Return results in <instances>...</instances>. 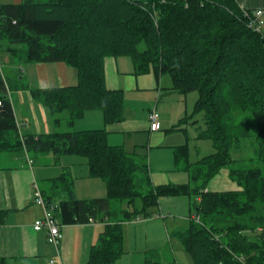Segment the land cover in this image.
<instances>
[{
	"label": "trees",
	"instance_id": "16d2710c",
	"mask_svg": "<svg viewBox=\"0 0 264 264\" xmlns=\"http://www.w3.org/2000/svg\"><path fill=\"white\" fill-rule=\"evenodd\" d=\"M253 16L236 0H22L0 5V48L16 54L22 46L20 61L64 62L78 72L76 86L32 91L58 125L71 127L88 111L102 112L106 125L124 121V91L106 84L108 57L130 58L136 74L169 75L174 91L198 94L194 113H203L206 125L198 138L211 141L215 153L191 163L188 146L176 147V166L189 173L190 181L154 186L148 165L124 147L111 146L106 129L22 135L0 67V153L80 156L88 161L90 177L106 184V198L81 200L66 173L51 180L52 192L43 194L47 205L58 200L56 218L62 225H85L90 219L104 224L87 264H116L125 254L124 224L153 216L149 208L158 207L161 198L178 196L195 197L188 230L175 233L195 264H264V33L250 27ZM250 115L257 124L256 155L262 166L236 169L232 154L251 136ZM223 169H229L238 190L208 191ZM123 202L126 209L114 206ZM7 217L0 210V226ZM157 259L148 253L145 264H178ZM0 264L8 263L0 258Z\"/></svg>",
	"mask_w": 264,
	"mask_h": 264
},
{
	"label": "crops",
	"instance_id": "0c3cea01",
	"mask_svg": "<svg viewBox=\"0 0 264 264\" xmlns=\"http://www.w3.org/2000/svg\"><path fill=\"white\" fill-rule=\"evenodd\" d=\"M15 1L17 2V0ZM236 1L242 9L254 12L258 10L264 11V0ZM5 2V0H0V5H4ZM12 56L13 58L11 57L12 59H10L12 60L10 61L11 64H9L11 68L8 70L4 69L2 72L10 84V96L22 135L106 129L108 132V143L111 146L124 147L126 152L132 154L137 160L140 157L137 154L140 150L137 151V148L142 147L145 143L147 144L144 147L149 149L148 154L151 155L150 164L147 163V165L151 182L154 186L187 184L190 181L189 173L178 169L174 157V149L184 146L188 142H185L183 137H178L173 142H169L171 138L169 132L178 129V124L187 115L188 109L183 110L182 104L178 106L175 113L166 112L167 105L173 106L175 101H178L177 94L179 93L172 89V84L169 85L164 80L165 75L160 79H157L153 73L138 75L135 73L134 64L129 65L127 61L120 60L121 58L108 57L105 61L107 87L112 90L124 91L125 98L127 96L126 93L129 96L143 93L145 96L144 101L142 104H131L130 109L136 115L131 117V119L124 115L123 122L106 125L102 112L88 111L84 118L76 120L70 127L65 122L59 125L56 124L48 108L34 99L32 91L76 86L79 82L77 70L64 62L25 63L18 60L17 54L12 53ZM24 63L27 65L26 67ZM152 74L154 79L144 77ZM154 109L158 111L161 123L160 130L156 132L151 131L149 121V115ZM127 135L131 136V140L135 137L132 141V146H129L131 141L127 139ZM139 136L142 137L143 141L137 139ZM141 142L144 143L139 146ZM158 148L171 149L167 154V164L166 166L163 165L162 168L155 166L156 163L152 159V151ZM143 151L146 150H141V153ZM29 157L34 160L33 165L29 164ZM0 160L8 161L7 165H0V210L8 212L6 223L0 226V258L6 259L8 264H49V260L52 258L63 264H87L92 247L99 243L104 224H63V238L59 245V253L48 242L46 230L36 231L34 229L35 222L44 217L43 206L36 202L34 198L36 185L42 194L50 193L46 183H50L49 181L67 173L74 180V188L78 199L91 200L97 197H104V193L107 190L106 184L101 179L90 177L87 159L75 155H66L58 158L53 154H39L36 158H33L24 151V153H17L16 155L0 153ZM189 161L196 163L191 160V154H189ZM80 182L86 183L80 184ZM232 190H238V185L232 180L227 169H223L208 185V191L212 192ZM168 202L170 200L164 199L158 206L160 208L159 214L155 213L146 220L139 218L136 221L124 224L123 227L129 229L133 227L136 232L138 226L149 225L151 231L155 236L161 237L160 239L165 238V227L167 237L178 240L175 243V247L179 248L178 250L184 249L175 233L188 230L191 218L194 216V212L191 209L193 208V199L192 202L191 199L189 201V205H191L190 220L184 223L179 222L178 218L166 219L162 204ZM50 203L58 205L59 202L58 200H53ZM158 220L164 221V227L162 224L158 225V228L152 226L154 222L160 223ZM58 221L62 224L61 220ZM135 232L134 235H136ZM128 233L131 234V230ZM129 239L132 240V238ZM154 243L153 247H157L158 242L155 241ZM124 244H126V249L124 247L125 254L116 264H145L146 255L148 254L147 246L139 248L134 242L133 247L130 240L127 243L124 241ZM173 251L175 250L172 249L171 252ZM173 262L178 263L176 258H174ZM164 263L170 262L164 261Z\"/></svg>",
	"mask_w": 264,
	"mask_h": 264
},
{
	"label": "rangeland",
	"instance_id": "374dc122",
	"mask_svg": "<svg viewBox=\"0 0 264 264\" xmlns=\"http://www.w3.org/2000/svg\"><path fill=\"white\" fill-rule=\"evenodd\" d=\"M5 1L6 2L4 3V5H6V4H20L22 2V0H17V2L15 0H5ZM23 48H22V46L16 47V50H17L16 54H17L18 58H19V55L20 56L24 55L23 50H21ZM5 51L6 50H4L3 48H0V67L2 68V70H4V69L8 70L9 68H11L9 64H11L10 61H12V60H10V59L13 58L12 53L5 52ZM14 56H16V55H14ZM120 60L127 61V63H129V65H133L130 58L125 57V58H121ZM24 65H25V67L27 66L25 63H24ZM144 77H151V79H154L153 74L151 76H144ZM164 80L167 81L169 83V85H171V84L173 85L172 79L169 75H165ZM174 94H176V93H174ZM126 95H127L126 98H124V102H125L124 103V105H125L124 115L128 119H131V117L136 115V113L130 109L131 104H142V102L145 99V96L143 93H140L136 96H129V94H127V93H126ZM177 99L179 102L175 101L173 106L167 105L168 107H166V112L167 113H172V112L175 113L178 106L183 104V107H182L183 110L188 109V113L186 116H192V118L189 119V122L187 124H183V125L178 124L179 125L178 129L169 132V134L171 136V138L169 139V142H173L178 137H183V139H185V142H188L184 145L188 146L189 154H191V160L194 162H197L198 160L202 159L204 156H209V155L215 153V149H214L211 141L198 139V135L200 134L201 130L206 129V125L204 122V114L201 112L194 113V107H195V103L198 99V94L196 92L190 93L186 96L177 94ZM242 117L243 116H241V118ZM248 122H249V129H250L251 136L249 138L245 139L242 142L240 148L238 150L234 151L232 154V157L237 161V163H235L233 165V168H236V169L246 170V169H252V168L262 166L258 162L257 155H256L257 149H258V145L256 142V137L258 135L257 124L251 115L248 117ZM127 139L131 141L129 143V146H132V141L135 139V137L132 138L133 140H131V136L127 135ZM137 139L139 141H143L141 136H139ZM143 143L144 142L139 143V146H142L141 144H143ZM144 146H147V144L145 143V145H143L142 147L137 148V151L140 150L139 153L137 152V154L140 155L138 160L141 164H147V163L150 164L149 162L151 161L150 160L151 155L148 154L149 149H147V147H144ZM143 149H145L146 151H143L141 153V150H143ZM169 151H171V149H169V148H158V149H154L152 151V154H153L152 159L156 163L155 166H159L158 168H162L163 165L166 166V164H167L166 159L168 158L167 154L169 153ZM17 153H24V151L18 150L15 152H4L3 154L4 155H16ZM31 156L33 158L37 157V155H35L34 153H31ZM7 162L8 161H5V160L1 161L0 160V165L1 164L7 165ZM261 168L263 170V175H264V167L262 166ZM227 170H229V169H227ZM77 172H79V171H77ZM221 175H223V174H221ZM139 176L143 177V174L141 173V174H139ZM83 183H86V182H80V184H83ZM46 185L50 189V193H51L52 189H51L50 183L47 182ZM49 185H50V187H49ZM106 197H107V190H106V193H104V197H101V198H106ZM101 198H99V199H101ZM193 198L195 199V197H193ZM164 199L170 200V202L162 204L163 213L165 214L166 219L169 220V219H173V218H178L179 222H181V223L182 222L184 223V222H187L188 220H190V218H189L190 213L189 212H190L191 205H189V201L191 198L189 199L188 196L161 198L160 204L162 203V201H164ZM191 202H192V199H191ZM114 206H116L118 209H126L127 208V202L115 203ZM135 206H136V208L141 209L142 208V201L140 199H137ZM191 209L193 210V212H195L194 208H191ZM159 210H160L159 207L149 208V212L154 213V214L158 213V212L160 213ZM168 214H170V215H168ZM147 218L149 219L150 217H147ZM147 218H144V219L146 220ZM158 221L160 223L154 222V223H152V226L157 227V228H158V225H160V224H162V226H163L164 221H160V220H158ZM129 230H131V234L128 233ZM165 230L166 229L164 227V233H165L164 237L165 238L160 239L161 237L155 236V234L151 231V228L149 225L138 226L136 232H135V230H133V227H132V229L124 227L123 228L124 236H125L124 241H126V243H127V241L129 242V240H130L133 247H134V242L137 244V246H139V248L140 247L142 248V246H143V248L147 246L146 250H148V253L153 254V256H156L158 258L157 260H160L162 262L167 261V262L171 263V262H173L174 258H176V260L178 261V264H195L191 255L188 252H186L184 249L178 250L179 248L175 247L176 246L175 243L178 240L176 238L169 239L166 235ZM134 232L136 233V235H134ZM129 238H132V240ZM155 241L158 242L157 247L156 246L153 247L154 246L153 244H155L154 243ZM124 247L126 249V244H124ZM172 249L175 251L171 252ZM159 252H160V255H159Z\"/></svg>",
	"mask_w": 264,
	"mask_h": 264
},
{
	"label": "built area",
	"instance_id": "2783aa9c",
	"mask_svg": "<svg viewBox=\"0 0 264 264\" xmlns=\"http://www.w3.org/2000/svg\"><path fill=\"white\" fill-rule=\"evenodd\" d=\"M263 16H264L263 10L255 11L254 16L251 20L250 27L255 28L258 32L264 33ZM149 121H150V129L152 132H156L160 130L161 128L160 115L156 109L151 111L149 115ZM29 164L33 165V161L31 159H29ZM34 198L36 202L40 203L43 206L44 209V217L35 222L34 229L36 231L46 230L48 233V242L52 244L59 253V245L63 238V234H62L63 225L59 223L58 219L56 218V212L58 210V206L53 204L47 205L43 197V194L37 185L35 186ZM89 223H97V222L94 221L93 219H90ZM49 264H63V263L55 258H52L49 260Z\"/></svg>",
	"mask_w": 264,
	"mask_h": 264
},
{
	"label": "bare ground",
	"instance_id": "6f19581e",
	"mask_svg": "<svg viewBox=\"0 0 264 264\" xmlns=\"http://www.w3.org/2000/svg\"><path fill=\"white\" fill-rule=\"evenodd\" d=\"M152 221V220H151ZM154 221V220H153Z\"/></svg>",
	"mask_w": 264,
	"mask_h": 264
}]
</instances>
